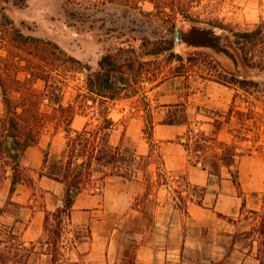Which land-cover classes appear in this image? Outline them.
I'll list each match as a JSON object with an SVG mask.
<instances>
[{
	"label": "crops",
	"instance_id": "obj_1",
	"mask_svg": "<svg viewBox=\"0 0 264 264\" xmlns=\"http://www.w3.org/2000/svg\"><path fill=\"white\" fill-rule=\"evenodd\" d=\"M205 81L204 98L192 101L183 122H163L167 112L160 114L182 95L168 93L157 100L151 137L137 144L141 164L131 177L102 174L101 182L82 187L68 212L71 224L61 231L63 255L55 264H264V152L252 144L248 102L239 100L231 83ZM194 121L195 130L234 142L241 152L230 166L222 165L219 175L194 161L183 144ZM241 121L248 125L242 139ZM85 123L79 116L72 128L80 130ZM31 147L22 157L24 164L32 162L35 179L19 182L11 195L28 206L20 232L25 245L45 234V212L54 210L64 193L63 182L36 169L38 155L27 160ZM213 151L220 154L224 147L208 148L206 154Z\"/></svg>",
	"mask_w": 264,
	"mask_h": 264
},
{
	"label": "rangeland",
	"instance_id": "obj_2",
	"mask_svg": "<svg viewBox=\"0 0 264 264\" xmlns=\"http://www.w3.org/2000/svg\"><path fill=\"white\" fill-rule=\"evenodd\" d=\"M188 1L190 5L185 9L186 17L178 14L176 26L181 24L188 27L190 24H197L208 27L220 37L219 42L224 44L230 53L240 56V60L245 55L244 51H248L247 60L242 59L241 65L239 63L233 67L227 53L210 46L177 47L174 42L176 26L170 28L168 24L158 20L153 13V4L148 1L143 3L142 9L139 10L126 5L106 4L99 0H75L69 5L78 12L70 18L65 12V0H0V16L4 13L11 20V26L20 28L26 34L46 37L57 42L67 54L73 55L89 66V70L79 69L70 72L62 97L63 104H75L78 113L73 119L85 116L86 122L89 123L88 129L91 135L87 133L82 135L83 141H87L84 151L86 154H90L93 146L92 131H95L97 125L101 123V116L105 112L117 120L110 135L112 142L122 141L123 149L130 147L131 144L137 148V144L145 138L142 130L146 125L145 119L153 117V108L157 107L159 98L167 99L163 96L168 93L182 95L183 99L177 104L173 103L169 109H160V114L167 112L166 120L184 121L191 113L192 101L204 98L205 79L230 83L233 77L249 81L248 88L232 85L237 87L235 95L239 100L248 102L249 115L245 116L252 118L249 122V125H252V144L264 152V68L258 66L260 57L264 53V45H243L236 41L235 35L236 31L255 29L258 25H262L264 30V0ZM160 40L172 42L174 56H171L169 50L158 55L147 54L153 44ZM107 52L122 64L127 60L133 61V68L126 71L128 82L120 93L114 98L106 99L105 103L98 95H95L96 101L87 102L83 96L85 73L87 71L96 79L100 69L99 60ZM0 54H4L2 48ZM144 60L154 61L140 69L139 62ZM139 70L140 74H138ZM18 76L23 78L24 73L20 71ZM250 81L258 84L252 85ZM157 84L161 85L160 88L152 90ZM153 99L156 101L153 102ZM44 107L49 108L48 105ZM243 115L242 112L238 114L241 118ZM3 116L4 105L0 91V121ZM156 116L159 117V114L156 113ZM241 123L239 131L242 139L244 137L242 133H247L248 125H244L242 121ZM195 126H198L196 121L189 124L188 128L197 131ZM74 133L73 130L72 135ZM79 147L84 146L77 145L74 152L72 169L75 171L78 170V163L83 159L80 155L82 148ZM30 150L31 152L28 150L25 157L33 161L38 155L41 164L36 169L40 173L59 170L64 167L70 154L66 132L48 125L41 133L39 141L32 145ZM124 154L127 153L122 151L119 157ZM123 163L126 164V161ZM140 164L141 162L134 163L135 166ZM20 165L22 181L27 183L33 181L35 177H30L29 169V165L33 168L32 162L26 165L21 157ZM93 165L97 168V164ZM10 171V166L0 160V251L11 256H14V252L18 253L16 258L20 262L11 260L9 264H55L63 255L61 231L71 224L68 214L61 215L59 224L53 221L50 214L57 206L62 205V197L56 201L54 210H46L44 218L46 232L34 242V248L32 250L19 248L17 243L21 240V230L27 224L28 206L17 203L9 194L11 177H7V174ZM93 172L95 177L87 176L86 182L93 180L95 183L101 182L103 173ZM38 192L41 190L39 189ZM45 220H47L46 225ZM49 253L51 256L48 255Z\"/></svg>",
	"mask_w": 264,
	"mask_h": 264
},
{
	"label": "trees",
	"instance_id": "obj_3",
	"mask_svg": "<svg viewBox=\"0 0 264 264\" xmlns=\"http://www.w3.org/2000/svg\"><path fill=\"white\" fill-rule=\"evenodd\" d=\"M73 1L75 0H65V12L70 18L78 12L74 7L71 6L70 8L69 4ZM99 1L106 4L126 5L139 10L142 9V4L148 1L153 4V13L157 19L168 24L170 28L176 26L178 14L186 17L185 9H188L190 5L188 0ZM10 26L11 20L2 13L0 16V48L4 50V54H0V91L4 105V116L0 121V160L10 166L12 176L9 194L12 195L16 185L22 181L20 159L24 151L39 141L41 133L48 125L66 132L70 152L69 158L63 168L44 173L64 184L62 205L57 206L50 213L53 221L59 224L61 215L68 214L75 196L87 183L86 177H90L94 173L93 171L101 172L104 175L128 178L133 175L136 168L134 163H140L141 160H138L133 144L123 149L122 141L112 142L110 135L117 124V120L106 112L101 116V123L97 125L95 131H92L94 132L92 134L93 146L90 154L84 152L87 141H83L82 135L84 133L91 135L88 129L89 123L86 122L82 129L75 130L74 135H72L71 123L78 110L73 103L63 104L62 97L70 72L79 69L89 70V66L73 55L67 54L57 42L46 37L26 34L20 28ZM235 35L236 41L243 45H264L262 25L251 30L236 31ZM172 48L171 41L160 40L153 44L152 49L147 54L158 55L169 50L171 56H174ZM244 52L245 55L241 57V60L238 55L228 54L233 67L239 63L241 65L242 59L243 61L247 60L246 52L248 51L245 50ZM152 61L154 60L140 61V69ZM132 66V60H127L122 64L115 60L110 52H107L99 60L100 69L96 79L92 78L90 73L86 71L84 98L87 102L89 100L94 102L96 101L95 95H98L104 99L103 103L108 98H114L128 82L126 71L132 69ZM258 66L264 68V53L260 57ZM20 71L24 73L23 78L18 76ZM140 73L139 70L138 74ZM246 81L247 79L233 77L229 82L242 88H248L249 81ZM250 83L252 85L258 84L253 81ZM45 105H48L49 108H45ZM145 121L146 125L143 132L145 137L150 138L154 125L153 117L150 116ZM163 122L175 123L183 122V120L165 119ZM183 144L188 152L195 157L194 161H201L205 167L217 175L220 174L223 164L230 166L235 161V157L241 153L236 150V145L233 142L220 141L213 133L207 134L200 128L197 131L188 128ZM77 145L84 147H79V149L82 148L80 155L83 156V159L78 163L79 168L75 171L72 169V158H74ZM219 146L224 147L222 153L218 154L213 151L211 155L206 154L208 148ZM122 151L127 154L119 157ZM217 158L221 159L220 164L216 160ZM124 161L126 164L123 163ZM94 163L97 164V168L94 167ZM232 177L236 181L237 172H233ZM46 219L48 220V216ZM47 220H45V225ZM12 238L15 239V237ZM17 246L32 250L34 242L25 245L23 241L19 240ZM17 254L14 252V256H11L0 251V264H9L11 260L19 263V259L16 258Z\"/></svg>",
	"mask_w": 264,
	"mask_h": 264
},
{
	"label": "water",
	"instance_id": "obj_4",
	"mask_svg": "<svg viewBox=\"0 0 264 264\" xmlns=\"http://www.w3.org/2000/svg\"><path fill=\"white\" fill-rule=\"evenodd\" d=\"M215 35L213 30H210L208 27L197 25V24H190L188 27H185L181 24H178L175 27V36L174 42L177 47L190 45L194 43V40L197 37H201V39H205L207 44L219 51H222L227 54H231L227 47L219 42L218 38H214L212 34Z\"/></svg>",
	"mask_w": 264,
	"mask_h": 264
},
{
	"label": "flooded vegetation",
	"instance_id": "obj_5",
	"mask_svg": "<svg viewBox=\"0 0 264 264\" xmlns=\"http://www.w3.org/2000/svg\"><path fill=\"white\" fill-rule=\"evenodd\" d=\"M212 34V33H211ZM214 38H218V40H220V37L217 35L212 34ZM189 46L191 47H196V48H201V47H209V45L207 44V41H205V39H201V37H197L194 40L193 44H190Z\"/></svg>",
	"mask_w": 264,
	"mask_h": 264
}]
</instances>
